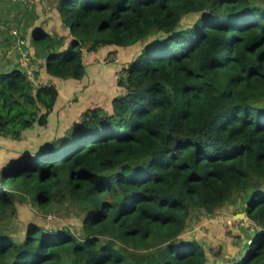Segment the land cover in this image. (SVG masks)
<instances>
[{
  "label": "trees",
  "instance_id": "16d2710c",
  "mask_svg": "<svg viewBox=\"0 0 264 264\" xmlns=\"http://www.w3.org/2000/svg\"><path fill=\"white\" fill-rule=\"evenodd\" d=\"M22 2L0 7L27 15ZM57 8L69 47L60 51L65 36L39 26L31 36L54 76L84 77L85 52L101 45L143 47L121 68L125 91L106 108H88L42 147L2 163L0 264H264V0H60ZM2 17L0 62L28 23ZM12 62L0 65V135L20 139L48 124L60 91L36 88ZM238 193L247 251L211 260L206 243L184 233L198 211L215 214ZM17 194L42 210L79 203L83 232L29 223L19 233Z\"/></svg>",
  "mask_w": 264,
  "mask_h": 264
},
{
  "label": "crops",
  "instance_id": "0c3cea01",
  "mask_svg": "<svg viewBox=\"0 0 264 264\" xmlns=\"http://www.w3.org/2000/svg\"><path fill=\"white\" fill-rule=\"evenodd\" d=\"M1 1V0H0ZM60 0H37L35 3H27L22 2V4H27V6L30 7L29 12L27 15L23 14V7H20L19 11L17 13L16 9H12L9 7H0V14L7 20H17L18 18H23V20H28V23L23 25V31H27V49L30 52L31 55V63L30 67L34 71V75L31 78L33 83L35 84V87L37 88L39 85L43 83H54L57 85L60 95L57 100L56 106L53 109V111L49 115V122L47 125H40L35 124L33 127L27 129L24 131L22 137L20 139H13L11 137H6L3 135H0V167L2 163L7 160L8 153L12 155H16L18 151L23 150H32L35 146H38V142L40 139L45 138V136H48L50 131L53 132V128L55 127V133L52 137H49L50 139L54 138L58 135L60 130H65L68 127H65L64 123L66 122L67 118H69L70 111L71 110L66 104V99L68 101H72L75 97H79V103L83 105H91V106H105V108L111 103L112 99L124 92V87L122 91H118L121 89L120 86V79L117 77V72L119 71L120 67H123L126 65L130 60L134 59L136 54L140 52L139 47L136 48V45L132 47H126V46H118L116 44H106L101 45L97 47L96 49L89 50L85 52V62H86V74L82 78H61L52 75L47 70V61L46 56H36L37 48L31 43V36L32 32L36 29L35 27H42L44 30L48 31L51 35H54L58 38L65 36L64 42H59V50H65L69 47L70 43V31L67 27L63 25L62 19L60 18V14L58 12V4ZM8 2V1H7ZM24 22V21H23ZM27 27V28H26ZM2 36L0 37V44L5 46V44L1 41ZM133 47L135 49H133ZM14 50V49H13ZM9 49L7 51L6 57L10 60L11 55H8ZM46 51V50H44ZM115 52L117 53V59L116 60H107V56L109 53ZM48 54V50L46 52ZM16 57V62L20 66L25 67V65L22 63L21 57L15 53L12 54ZM8 63V62H5ZM0 65H4L1 64ZM15 64H11V66H14ZM9 66V68L11 67ZM26 68V67H25ZM24 69V68H23ZM101 94L100 92H103L104 95L98 96L99 100L96 101L97 97L93 96L94 93ZM89 94H92L90 97ZM110 96V103L108 101V98ZM105 99V100H104ZM104 100V101H103ZM101 101H103L101 103ZM108 101V102H107ZM107 102V103H106ZM109 103V104H108ZM93 106V107H94ZM89 107V108H93ZM88 109V108H87ZM72 111V110H71ZM58 120L56 124L55 120ZM52 122V123H51ZM48 139V138H45ZM49 139V140H50ZM48 141V140H47ZM11 155V156H12ZM241 196L235 201V203H230V206H233V213L232 218L233 222L235 224V231L244 237V233L239 229L243 225L246 224V222H243L245 219H236L235 215L241 211H244V207L241 203ZM237 205V206H236ZM223 209H220L215 214H207L205 211H198V220L196 217L191 220L192 227H194L196 234L193 238L192 231L188 228L184 235L187 238L197 239L201 240L205 244V238L207 236V232L204 235L202 233V227L206 226L207 228H211V232L208 233V235H212V233H220L222 231V220L225 219L222 217L221 212ZM227 210V209H226ZM227 218V216H225ZM231 220V217L229 218ZM227 219V220H228ZM242 221V222H241ZM189 222V223H190ZM191 223L189 225H191ZM218 228V231L216 230ZM237 228V229H236ZM245 228V226L243 227ZM211 237V236H210ZM230 238H225L223 236L222 240L225 245L232 246L231 241H229ZM243 241V240H242ZM246 242V239H244ZM207 247V245H206ZM209 247H207L208 249ZM236 249L233 248L232 251H235ZM225 253L221 254V256L213 257V255L210 257L211 260L218 259V261L225 260L227 258H234L240 256V251L238 253H234L233 255H228L226 253V250H224ZM231 253V252H230ZM242 253V252H241ZM237 254V255H236Z\"/></svg>",
  "mask_w": 264,
  "mask_h": 264
},
{
  "label": "rangeland",
  "instance_id": "374dc122",
  "mask_svg": "<svg viewBox=\"0 0 264 264\" xmlns=\"http://www.w3.org/2000/svg\"><path fill=\"white\" fill-rule=\"evenodd\" d=\"M1 21L5 22L8 25H11V24L15 25V24H13V22H14L13 20L7 21L4 17L1 18ZM8 34H9V32H5L4 36L8 35ZM10 40H11V38H10ZM11 43H12V41H11ZM11 46L12 45H10V48H11ZM138 47L140 50L142 49V47H143L142 41H140L136 44V48H138ZM10 48H9L10 51H9L8 55H11L10 59H12L16 62V57L14 55H12L14 53V50H13V48H11V49ZM133 49H135V48L133 47ZM5 62H8V59L6 57H2L1 64H4ZM120 86H122V87H120L121 89H119L118 91L123 90V85H120ZM100 93L101 94H99V95L97 92L93 94V96L97 97L96 101L99 100L98 96L104 95L103 92H100ZM89 96L91 97L92 94H89ZM103 101H101V103ZM108 101L110 102V96L108 98ZM79 102L80 101H79L78 96L75 97L72 101H68L66 99L65 105H67L72 111L69 110L70 115H69V118H67V121L61 122L64 124L67 123L65 125V127L71 126L74 121L82 118V116L86 112L87 108L94 106V105L93 106L84 105V107H83V105L80 104ZM55 121L56 122H54V124H56L58 120L56 119ZM56 131H55V127H54L53 132L50 131L48 136H45V138H48V139H45V138L40 139V141L38 142V146L42 147L44 145V143L50 139L49 137H52ZM11 155L12 154L8 153L7 160H5L4 162L9 161L8 159L12 158V156H13V155L12 156ZM237 196H241V195L238 193ZM232 207L233 206H230V203H226L225 206L223 208H221L223 210H222L221 214H219V215H221L225 219L222 220V231L220 233H212V235H208V233L211 232V228H210V230L206 226H203L201 228L202 233L204 235H206L205 233L207 232V236L204 237L205 243H206L207 247H209L208 250L210 251V255L211 256L213 255V257H218L217 255L225 253L224 250H226V253H228V255H233L234 253H238L240 251V257H242L244 255V253L247 251L246 250V242L244 241V239H248L247 235L249 233H251V231L246 228V225H243L242 227L239 228V229H241L242 232H244V234H245L244 238H241L242 236L239 235L235 231V224L233 225V229L231 231L230 230L228 231L229 234L226 231V227H228L230 222L233 223L232 213H233L234 208L232 209ZM16 209H17V217L15 218V225L19 227V233L24 232V229L26 228V226L29 223H40L43 226H45L46 228H55V227L63 228L64 227V228L71 229L78 234L83 232L82 219H83L84 215H83V210L81 209L80 204L77 202H72V201H67V200L58 201V202H55L47 210H42L33 202V200L31 198H28L27 196H23V194H17V196H16ZM225 216H227V218ZM229 216L231 217V220L228 219ZM244 226H245V228H243ZM189 229L193 232L192 236L194 238V236L196 234L194 227H190ZM216 230L218 231V228H216ZM223 236L225 238H230L229 241H231V243H232L231 247L228 245H225L224 242L221 241ZM233 248H235L236 250L232 251Z\"/></svg>",
  "mask_w": 264,
  "mask_h": 264
},
{
  "label": "built area",
  "instance_id": "2783aa9c",
  "mask_svg": "<svg viewBox=\"0 0 264 264\" xmlns=\"http://www.w3.org/2000/svg\"><path fill=\"white\" fill-rule=\"evenodd\" d=\"M20 1L33 4L37 0H20ZM13 32L17 34L18 33V29L16 27H14L13 28ZM14 50L15 51H18L20 53L21 59H22V63L25 65V67L27 69V72H28V75L30 76V78H32L33 75H34V71L30 67L31 55H30L29 50L27 49V41H26V39L23 38L22 36L18 35L17 40H16V42L14 44ZM117 58H118L117 57V53H115V52H111L107 56V60H112L113 61V60H116ZM121 68L122 67H120L119 68V71L117 72V77L119 79H122V77H125L123 71L121 70ZM233 225H234V222L233 223L230 222V224L228 225V227H226L227 233H228L229 230L231 231L233 229ZM250 242H251V240H250Z\"/></svg>",
  "mask_w": 264,
  "mask_h": 264
},
{
  "label": "water",
  "instance_id": "95a60500",
  "mask_svg": "<svg viewBox=\"0 0 264 264\" xmlns=\"http://www.w3.org/2000/svg\"><path fill=\"white\" fill-rule=\"evenodd\" d=\"M7 165H9V164H7ZM235 218L236 219H239L240 218V219L248 220L249 219V215H248L247 211L244 210V211H241V212L237 213L235 215Z\"/></svg>",
  "mask_w": 264,
  "mask_h": 264
}]
</instances>
